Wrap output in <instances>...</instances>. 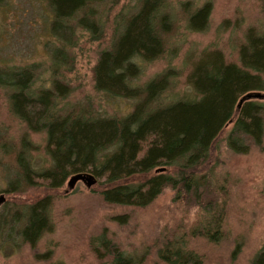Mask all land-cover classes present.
I'll return each instance as SVG.
<instances>
[{
	"label": "trees",
	"instance_id": "obj_1",
	"mask_svg": "<svg viewBox=\"0 0 264 264\" xmlns=\"http://www.w3.org/2000/svg\"><path fill=\"white\" fill-rule=\"evenodd\" d=\"M97 3L99 0H49L53 36L66 43L75 24L100 42L105 26L96 15L98 8L93 7ZM165 8L166 0H142L137 11L115 29L110 47L100 54L94 68L96 91L134 102L133 110L123 117L59 110V102L69 94L62 80L55 79L50 87L34 92V68L0 64V87L10 91L11 111L31 133L46 134L45 164H49L37 165L32 156L36 149L29 139H23L16 154V177L5 184L3 192L14 194L38 186L58 190L70 178L90 174L97 183L105 181L107 187L101 192L105 203L146 208L171 188L177 201L194 203L206 214L207 220L195 225L189 236L216 244L222 241L224 215L221 209L216 212L217 201L204 199L211 186L199 172L215 141L232 122L229 150L247 154L251 147L263 148L264 105L253 100L240 107L239 103L250 93L264 92V33L247 32L236 62L228 61L219 49L203 52L187 79L193 98L161 104L175 78L172 71L144 84L139 81L144 66L166 54L174 24ZM211 13V2L198 8L188 18V29L205 32ZM58 62L61 69L66 58L62 56ZM52 208L53 199L45 197L10 213L1 212L0 252L16 251L25 244L36 251L41 240L55 231ZM114 221L124 225L127 216ZM187 243L182 237L166 241L158 250L159 261L204 264ZM92 249L111 264H144L146 260L145 255L124 253L106 234L94 240ZM51 255L47 251L35 257L47 261ZM251 264H264V247Z\"/></svg>",
	"mask_w": 264,
	"mask_h": 264
},
{
	"label": "rangeland",
	"instance_id": "obj_2",
	"mask_svg": "<svg viewBox=\"0 0 264 264\" xmlns=\"http://www.w3.org/2000/svg\"><path fill=\"white\" fill-rule=\"evenodd\" d=\"M208 2L212 4L208 29L191 32L187 27L189 16ZM141 3L99 0L93 7L98 8L96 15L105 26L102 40L93 41L89 33L72 24L74 34L71 32L64 43L51 33L49 0H0V64L5 68H34V92L50 87L55 79L62 80L69 94L60 100L59 110L123 117L133 110L134 102L96 91L94 68L100 54L110 47L120 22L136 12ZM165 11L174 24L167 37L166 54L144 66L139 81L144 84L172 71L175 78L161 104L193 98L187 79L203 52L219 49L228 61L236 62L247 32L254 29L264 33V0H166ZM62 56L66 65L60 69L57 65ZM9 96L10 91L0 87V213L51 197L55 231L41 240L36 251L27 244L16 251L1 250L0 264H111L108 258L99 259L92 249L94 240L102 234L126 254L145 255L144 264H165L159 261L158 250L166 241L181 237L188 239V249L199 254L204 264H251L264 247V139L262 149L251 147L247 154L232 152L227 147L232 122L200 168L199 175L206 176L211 186V193L204 199L217 201L216 212L221 209L224 215L223 239L216 244L189 236L195 225L207 220L206 214L194 203L177 201L171 188L146 208L105 203L101 196L107 187L104 180L91 188L81 181L69 187L70 178L58 190L38 186L14 194L3 192L5 184L16 177V154L23 139H29L36 149L32 156L37 165H44L47 159L46 134L27 129L12 113ZM253 101L264 105V100ZM119 216H127L126 224L114 221ZM47 251L52 252L49 260L36 259L37 253Z\"/></svg>",
	"mask_w": 264,
	"mask_h": 264
},
{
	"label": "water",
	"instance_id": "obj_3",
	"mask_svg": "<svg viewBox=\"0 0 264 264\" xmlns=\"http://www.w3.org/2000/svg\"><path fill=\"white\" fill-rule=\"evenodd\" d=\"M252 100H264V94L261 92H255V93H250L246 95L239 103V107L247 101H252ZM83 182L87 186V188H91L97 183V180L90 174H79L74 177H72L69 180V187H73L77 182Z\"/></svg>",
	"mask_w": 264,
	"mask_h": 264
}]
</instances>
